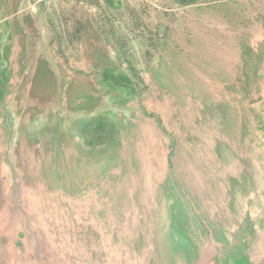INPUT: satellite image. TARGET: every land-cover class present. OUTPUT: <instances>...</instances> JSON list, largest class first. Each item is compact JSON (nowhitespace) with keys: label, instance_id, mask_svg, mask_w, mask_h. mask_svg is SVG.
<instances>
[{"label":"rangeland","instance_id":"obj_1","mask_svg":"<svg viewBox=\"0 0 264 264\" xmlns=\"http://www.w3.org/2000/svg\"><path fill=\"white\" fill-rule=\"evenodd\" d=\"M0 264H264V0H0Z\"/></svg>","mask_w":264,"mask_h":264},{"label":"built area","instance_id":"obj_2","mask_svg":"<svg viewBox=\"0 0 264 264\" xmlns=\"http://www.w3.org/2000/svg\"><path fill=\"white\" fill-rule=\"evenodd\" d=\"M49 1V3H57L59 0H48Z\"/></svg>","mask_w":264,"mask_h":264},{"label":"bare ground","instance_id":"obj_3","mask_svg":"<svg viewBox=\"0 0 264 264\" xmlns=\"http://www.w3.org/2000/svg\"><path fill=\"white\" fill-rule=\"evenodd\" d=\"M35 164V163H34ZM136 181V180H135Z\"/></svg>","mask_w":264,"mask_h":264}]
</instances>
